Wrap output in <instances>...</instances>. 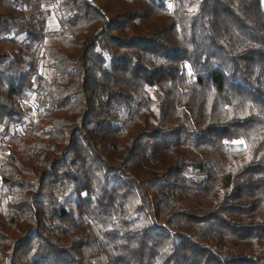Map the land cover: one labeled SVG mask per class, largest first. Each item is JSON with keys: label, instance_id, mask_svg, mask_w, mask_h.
Returning <instances> with one entry per match:
<instances>
[{"label": "trees", "instance_id": "16d2710c", "mask_svg": "<svg viewBox=\"0 0 264 264\" xmlns=\"http://www.w3.org/2000/svg\"><path fill=\"white\" fill-rule=\"evenodd\" d=\"M263 3L0 0V264H264Z\"/></svg>", "mask_w": 264, "mask_h": 264}, {"label": "rangeland", "instance_id": "374dc122", "mask_svg": "<svg viewBox=\"0 0 264 264\" xmlns=\"http://www.w3.org/2000/svg\"><path fill=\"white\" fill-rule=\"evenodd\" d=\"M44 1V0H43ZM264 1V0H263ZM46 3L43 2V6H45ZM264 4V3H263ZM47 9H50V7H47ZM58 30V25L56 19L51 15L47 20V28H46V36L44 39V44L46 46H54L57 44V37H56V31ZM39 72L43 75L49 76L50 70L47 67L46 60L43 57H40L39 60ZM24 110L28 113L34 114V102H21ZM2 150L6 151L5 147H2Z\"/></svg>", "mask_w": 264, "mask_h": 264}]
</instances>
